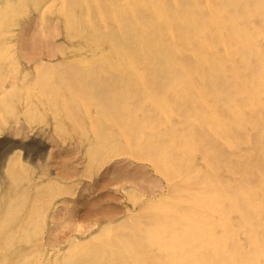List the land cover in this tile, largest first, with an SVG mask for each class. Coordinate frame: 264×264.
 Returning a JSON list of instances; mask_svg holds the SVG:
<instances>
[{
    "label": "bare ground",
    "instance_id": "6f19581e",
    "mask_svg": "<svg viewBox=\"0 0 264 264\" xmlns=\"http://www.w3.org/2000/svg\"><path fill=\"white\" fill-rule=\"evenodd\" d=\"M16 1L17 0H15V3L12 1V3L15 5ZM41 1L45 3L51 2V0ZM56 1L57 0H54L52 2L55 3ZM32 2L30 3L33 7L34 2ZM9 3L6 4L8 5ZM54 3L53 5H55ZM58 3L61 4L63 9L66 30L75 32L82 37L87 36L88 41L95 44L98 49L101 47L99 51L90 56L92 59L95 58L97 59L96 61H99V64L96 63V65L98 64L101 66L100 71L104 77H117V82L115 84H109L111 86L116 85L117 96L115 99H110V94L108 95L107 92L102 90L98 92L97 101L100 104L108 102L113 110L124 115L123 119L119 118L121 119L120 123L123 125V131L126 129H133L131 131L132 134H130L131 138L129 137L130 140H133H127L128 143L132 141L142 142V140L146 142L148 152L151 155V157L149 156L150 159L158 164L161 172L164 170L166 171L167 183L170 186L168 193L154 196L145 203H142L140 208H138L139 210L136 214L137 218L131 220V222L128 221L129 224L125 227H112L111 224L113 222L107 223L108 220H105L106 222H101L102 224L98 228V231L99 233L107 235L106 237L100 240H93L90 244L88 243L89 240L86 239L85 242H82L84 243L83 248L79 242L75 243V241H71L70 245L66 244L68 246V251L63 257L68 256V264H264V146L260 147L259 145L264 141V0H58ZM91 4L92 7L93 5L99 7L98 10L95 9L96 13H90L92 12L89 11L91 9H89ZM12 5L10 7H13ZM49 6L51 5L49 4ZM22 7L27 11L24 5ZM35 7L36 6H34L32 10H36L37 8L35 9ZM5 8L8 9V7L4 6V11ZM16 8L18 9L19 7L16 6ZM16 8H14V13ZM57 8L60 10L59 7ZM9 9L8 11L10 14V10L13 8ZM23 9L20 8V11ZM59 10L57 12H59ZM46 11L48 10H43L44 13ZM54 11L52 13H55ZM50 12L51 11H49V13ZM11 14H13V12ZM59 14L61 13L59 12ZM36 15L38 16V14ZM15 17L16 16L12 18ZM12 18L10 17V20H12ZM44 18L45 16H43V19ZM16 19H18V17H16ZM105 19L111 20L113 23L110 21L111 25H108ZM3 20L7 19L5 18ZM61 21L63 22L64 20L61 19ZM6 22H4V25ZM24 23L26 24L27 22ZM44 23H46V21ZM58 23L59 22H57V24ZM49 24L47 25L48 27L53 26H51V22ZM43 28L45 29V27ZM7 29L2 28V30H0L2 32L5 30L7 34ZM31 29L34 31V27H31ZM31 29L30 32L32 31ZM23 30L25 31L26 29ZM49 30L50 29L47 28V32L51 33ZM54 31L52 33H54ZM30 32L29 37L32 36V34L30 36ZM72 37L79 36L73 35ZM29 39L30 41L32 40V38ZM68 40L70 41V38ZM0 41H2V39ZM30 41H28L29 44L31 43ZM84 43L85 42H83V45ZM3 44H1L0 49L7 47V45L3 47ZM43 44L45 45V42ZM23 47L21 46V50ZM83 47H85V45ZM76 48H78V46H76ZM72 49L75 48L73 47ZM80 49L81 51L83 50V48ZM32 50L34 49L32 48ZM73 52L74 51H71V53ZM85 52H88V50ZM91 52L92 51H89V53ZM84 55L85 54H83V57H87ZM74 57L76 58V56ZM83 59L86 60L85 58ZM91 62L94 63V61ZM91 62L89 63L90 65ZM80 64L83 63L81 62ZM88 65L85 64L84 67ZM93 65L94 64L91 66L92 68H89L90 66L87 68L91 76L95 74L94 68L97 70V66L95 67ZM85 71L86 69L84 72ZM96 72V74L99 73L98 71ZM113 72L117 74L115 73V75ZM66 74H68V77L71 79H76L77 72L70 71L66 72ZM59 76H61V74ZM126 78H130L129 82L127 80L123 81ZM77 80H79L78 77ZM83 86L87 88L86 85ZM56 94H58V92ZM48 96L50 98L51 95ZM54 96L53 100L57 98L56 95ZM49 98L47 100H49ZM42 99L40 98L41 101ZM57 99L58 100L55 99L56 102L59 101L60 98ZM189 100L196 103V105L191 107L188 103ZM60 102L61 104L63 103L62 101H59V103ZM42 103L43 101L40 104ZM46 105L48 104H45V106ZM141 105L144 106V108L146 105L152 107V109H154L153 114L155 115L159 116V114H163L164 117L160 115L162 116L161 120L169 122L171 118L175 117L176 119H174V122L191 126H186V128L183 129L178 123L173 125V127L177 129V133L175 134H178V136L176 135V137H179L180 134L181 139L178 141L176 140L177 138L168 137L164 131V127L156 129L158 123L155 128L156 130H151L149 132L151 127L154 128V125L150 119L148 120V118H146L147 114L137 117L133 112L138 110V108L140 109ZM56 109L58 110L59 108ZM64 109H67L66 106H63V110ZM107 110L112 109L109 108ZM147 111L148 110H146L145 113ZM62 112L64 113V111ZM55 114L59 116L60 111L59 115L58 112ZM153 114L152 116L156 118ZM120 117L122 116L120 115ZM171 122L173 123V121ZM108 123L109 122H107V124ZM58 126L59 125L56 127ZM102 126L105 125L103 124ZM207 127L214 131L216 137H219V139L222 138L219 144L216 142V144L211 145L209 151H207L208 148L205 147L207 146L205 143L209 141L207 139V134L204 132ZM71 128L74 129L73 127ZM84 130L86 131V129ZM224 130L228 132H224ZM235 130L239 131L236 132ZM170 131L172 132V129ZM171 132L168 131L167 134ZM77 133L78 132H76V135ZM124 133L126 134V132ZM222 133H228L229 136L223 138ZM72 134H74V132ZM117 136L119 137L120 135L117 134ZM88 137L86 139H90V137ZM91 138L95 140L94 136ZM79 140H81L80 137ZM80 142H82V140ZM99 142L100 141H95L98 145ZM88 143H90V141ZM131 144L129 145L131 146ZM134 144L135 143L132 145ZM101 145H99V147H101ZM107 145H104V147ZM192 145H200L197 148H202L206 155L203 169L197 167L198 165L195 164L197 168L187 164L189 163L188 155L190 154L185 151H189ZM141 147L142 148L139 147L140 152L144 149L143 146ZM92 149L94 150V148ZM147 149L144 151L145 154H147ZM99 150L97 151L99 152ZM121 150L123 151V149ZM101 151L102 150H100V152ZM119 151L120 150H118V152ZM138 152L139 151H137V155L140 154ZM108 153L110 154V152ZM124 153L123 151L122 154L124 155ZM126 155H128V153H125L124 156ZM143 155L141 156L144 157ZM115 156L112 157L115 158ZM118 156L119 153L117 157ZM149 157H144V160ZM192 157L191 160H193ZM105 158L107 159V157ZM193 158L195 159V157ZM241 158L245 159V164L239 163L241 161H235V159ZM90 161L89 159L88 162ZM147 161H149V159H147ZM97 162L96 160V164L99 166L100 161L99 164ZM102 162L104 161H101V166L103 164ZM191 163L190 161V165H192ZM21 166L20 163V167ZM219 166H224L227 169L226 172L229 171L230 174H233V178L231 176H225L223 178L224 174L221 173V170L219 173L223 174L222 178L217 177L216 174ZM185 168L187 170H184ZM42 183L40 184L42 185ZM12 185L15 187L14 184ZM45 186H47L46 183ZM47 187H49V185ZM48 189L46 191H48ZM50 192L48 194H50ZM39 193H37V195ZM2 195L4 196V198L2 196L4 201L5 195L4 193ZM17 195H20L19 192ZM19 197L22 198L23 196L21 197L20 195ZM52 197L54 198V196ZM13 198H15V196L12 197V199ZM20 198L15 199L16 201H14V203L16 202V205L19 203L17 200ZM27 198L28 197H26V199ZM49 198L51 197L49 196ZM8 199H10V197L6 200L8 201ZM26 199L24 198L23 200ZM28 199L26 201H28ZM36 199L38 200L37 196ZM19 201L22 206L23 203L21 200ZM40 203H42V200ZM7 204L8 207H6V209L11 208L14 210L13 208L16 207L15 204V206L12 205L13 208L10 207L11 205L9 206V202H7L6 205ZM24 204L26 207L27 203ZM46 204L48 205V203ZM32 205L33 204H31V206ZM124 206L127 205L125 204ZM38 207L43 209L41 206ZM0 208V210H2V207ZM17 208L20 209L18 206ZM23 209H25L24 206ZM35 209L37 208L35 207ZM35 209L30 208L29 211L31 210L33 214V210L35 211ZM12 210L9 211L8 209L7 213L18 211V209ZM25 211L28 212L27 215H29V211H27V209ZM18 212H16L17 214L14 212L17 218H12V220L19 219L18 216L22 213ZM7 213L2 214L8 218ZM9 215L13 216V214ZM121 216L126 217L123 215ZM22 217H24V215ZM70 218L69 216L68 220H70ZM9 219L11 221V217H9ZM62 220L64 221V218ZM5 221L6 220H4V222ZM114 223H119V221L116 220ZM9 224L10 222L4 225V227ZM10 225L9 227H11ZM32 225L30 227H32ZM1 228L3 229V225ZM18 228H20V225ZM75 229L78 230L77 228ZM11 230L12 229H10V231ZM2 231L4 233L6 232L5 230ZM13 232L15 233V231ZM18 232L15 234L17 235ZM92 233H94V231ZM10 235L12 236V234ZM109 236L111 242H103ZM53 244L55 245V243ZM35 246L36 245L33 247ZM104 246L105 248L109 246L107 250L111 249L112 251L109 253H107V251L103 252ZM41 247L42 246H40V248ZM39 249L37 251H39ZM5 254L7 255V253ZM34 255L37 256L36 254ZM1 257H4V255ZM28 257L33 259V256ZM41 257L43 258V253ZM63 257L60 256L62 259ZM49 260L50 259H47L46 262H49ZM39 261L41 260H38V262ZM0 262H2V260ZM58 262L57 257V264L60 263ZM61 262L63 263V261ZM25 263H27V261ZM35 263H37V261H35Z\"/></svg>",
    "mask_w": 264,
    "mask_h": 264
},
{
    "label": "rangeland",
    "instance_id": "374dc122",
    "mask_svg": "<svg viewBox=\"0 0 264 264\" xmlns=\"http://www.w3.org/2000/svg\"><path fill=\"white\" fill-rule=\"evenodd\" d=\"M12 1L15 3V0H11V1L10 0H5V1L2 0V1H0V4H1V6H0L1 7L0 8V19H1L0 20V24H1L0 27H2L4 25V22L8 21L2 27L3 29L8 28L7 34H6L5 30H3V32H2L1 31L2 28H0L1 29L0 30V32H1L0 33L1 34L0 40L2 39V41H0V46L3 43H4L2 45L3 47H5L7 45L6 48L0 49V182H1V184H0V207H2V210H0V212H1L0 213V216H1V220H0V229H1V231H0V255L1 256L4 255V257H5L4 258V257L0 256V261L2 260V262H0V264H5L6 262H7L6 264H8L9 261H10L9 264H28V261H29V264L32 262L34 264H40V263L41 264H46V263L47 264H52V263L57 264V257H58V261L60 262V263L58 262L59 264H63V263L68 264V256L67 257H63V256H65V253H67V251H68L67 245L68 244L70 245L71 241H75V243L79 242L83 248L84 243H82V242H85L86 239L89 240L88 243L90 244L93 242V240H96V239L100 240L101 238L106 237L107 235H105L103 233H99L98 228L100 227V225L103 222H106L107 220H108L107 223L113 222L111 224L112 227H118V228L119 227L120 228L125 227L127 224H129V222H131V220L137 218L136 214L139 210L138 208H140L142 203H145L147 200H150L154 196H158V195L163 194V193H168L170 186L167 183L166 171L164 170L161 172L158 164L150 159L151 155L148 152L146 142H144L141 139L142 142L141 141H132L131 143L132 144L135 143L134 145H132L131 143H128V141L131 138V136H130V134H132L131 131L133 129H129V130L126 129L125 131H123V125H122V123H120V120L123 119L124 115L118 111L113 110L112 106L108 102H106L105 104H100L96 99L97 96L99 95L98 92H100L102 90H104V92H107L108 95L110 94L109 95L110 99H115V97L117 96L116 85H114V86L109 85V84H115L117 82V77H113V76H109V77L105 76L104 77V75H102V73L100 71L101 66L98 65L99 61H96L97 59H95V58L92 59V57H91L92 54H95L97 51H99V49H101V47H99V49H98L95 46V44L88 41L87 36L82 37L81 35H79L75 32H72L70 30H66V27H65L66 24L64 23L65 18L63 17L64 16L63 15V9H62L61 4L58 3V0L55 3L52 2L54 0H51V2H46V3L42 2L41 0H37L38 4L36 3V0H34V1L32 0L34 3L31 0H29L30 2L33 3V7L31 6V3L28 0L27 1L26 0H17L15 5L12 3ZM6 3H9V4L7 5ZM53 3L55 5H53ZM49 4L52 7L49 6ZM57 4H58V6H57ZM11 5L13 7H10ZM23 5L25 6V9L27 8V11L23 9V7H22ZM26 5H27V7H26ZM29 5H30V7H29ZM4 6L8 7V9H9V7H10V9L13 8L11 10L9 9L10 14H9V11L7 8H5V11H4ZM16 6L19 8L17 9ZM34 6H36L35 9L37 8V6H38V8L36 10H32V8H34ZM42 7H43V9H42ZM57 7H59L60 10ZM14 8H16L15 13H14ZM20 8L23 9L24 11L23 10L20 11ZM44 8L48 10V11H46L47 13L45 12L46 14L43 12V10L45 11ZM57 9L59 10V12L61 14H59V12H57L58 11ZM89 9H90L89 11H92L90 13H96L95 9L98 10L99 7L97 5L96 6L93 5V7H92V4H91ZM6 10H7V12H6ZM54 10H56V11H54ZM1 11H3V12H1ZM31 11H34V12H31ZM49 11H51V12L49 13ZM53 11L55 13H52ZM12 12H13V14H11ZM25 13H26V15H25ZM90 13H87V14H90ZM36 14H38V16ZM41 14L43 16H45L44 19H43V16ZM6 15H7V17H6ZM14 16L18 17V19H16V17L12 18ZM10 17L12 18V20L14 22L12 20H10ZM5 18L7 20H3ZM32 19H34V20H32ZM61 19L64 21L62 22ZM47 20H49L51 22V26L53 25L52 27L54 29L52 27L47 26L50 23ZM52 20H54V21H52ZM38 21L39 22L41 21V22L39 23ZM45 21H46V23H44ZM110 21L111 20L107 19L105 22H106V24L111 25V23H113V22L111 21V23H110ZM9 22L13 23V24H10ZM24 22H27V23L25 24ZM57 22H59V23L57 24ZM33 23H34V26H33ZM39 25H41V26H39ZM59 25H60V27H59ZM22 26H24V27H22ZM49 26H50V24H49ZM31 27H34V31L32 30L33 28L31 29ZM43 27H45L46 30ZM46 27L48 29H50L49 31H51V33L47 32ZM23 29H26V30L24 31ZM30 29L32 30L31 32H30ZM36 31H37V34H36ZM53 31H54V33H52ZM29 32H30V36L32 34L31 37H29ZM38 32H39V34H38ZM3 33H4V35H3ZM64 33H65V35H64ZM19 35H21V36H19ZM71 35L72 36L76 35L79 37H72ZM2 36H4L5 38ZM69 36H71V37H69ZM29 38H32V40L30 41ZM69 38H70V41L68 40ZM73 38H75V39H73ZM22 39H23V41H22ZM78 39H80V40H78ZM42 40H44V41H42ZM28 41H30L33 45L30 43L32 45L31 46ZM82 41L86 43V44L84 43L85 47H83L84 45H83ZM44 42H45V45L43 44ZM8 45H9V47H8ZM67 45H69V46H67ZM21 46L22 47L24 46L23 47L24 51H23V49L21 50ZM26 46H28V47H26ZM43 46H44V48H43ZM76 46H78V48H76ZM73 47L75 49H72ZM32 48L34 50H32ZM80 48H83V50H82L83 52L81 51ZM89 48H91L93 50H91ZM87 50H88V52H85ZM71 51H74V52L71 53ZM75 51H76V53H75ZM80 51H81V53H80ZM89 51H92V52L89 53ZM67 52L71 53V54H68ZM48 54H50V55H48ZM83 54H85L87 57H83ZM74 56H76L77 59ZM82 57L85 58L87 61L84 60ZM87 58L88 59L90 58L89 59L90 61ZM74 59H76L77 61ZM74 61H75V63H74ZM91 61H94V63H92ZM81 62L83 64H80ZM90 62H91V65L89 64ZM72 63L74 66L72 65ZM96 63H98V64L96 65ZM65 64H66L67 69L65 67ZM85 64L88 66L84 67ZM92 64H94L93 66H95V67L97 66V70H96V68L93 67L95 70V74L93 76L89 75V69H87L89 66H90L89 68H92L91 67ZM68 67L70 70L68 69ZM85 69H86V71L84 72ZM70 71H74L75 73L77 72L76 79H71L70 77H68V74H66V72H70ZM96 71H98L99 73L96 74L97 73ZM59 72H60L61 76H59L60 75ZM113 73L115 74L116 72H113ZM58 76H59V79H58ZM77 77L79 80H77ZM126 80L129 82L130 78H126L123 81H126ZM90 83H92V84H90ZM83 85H86L87 88H84ZM57 92H58V94H56ZM48 93H50V94H48ZM41 95H43L45 98ZM48 95H51L50 98ZM54 95H56L57 98H60L59 101H62L63 103L61 104V102L59 103V101L56 102V100H58L57 98H55L56 100L55 99L53 100V97H55ZM46 96H48V97H46ZM40 98L44 99V100L42 99V101H43L42 104H40L42 102L40 100ZM48 98H49V100H47ZM50 100H51V102H50ZM44 101H46V102H44ZM48 101L50 102V104ZM77 101H78V103H77ZM110 101H113V100H110ZM53 102H54V104H53ZM44 103L48 104V105L45 106ZM188 103L191 107L193 105H196V103H194L193 101H190V100L188 101ZM42 105H44V106H42ZM62 105L64 107L66 106L67 109L63 110ZM59 106L62 108H60ZM55 107L59 108V109L57 110ZM109 108H111L112 110H107ZM145 108H144V106L141 105L140 109L138 108V110H135L133 112L135 113V115L137 117L142 116L144 114L145 115L147 114L146 118H148V120L150 119L154 125L153 126L154 128L151 127L152 129L150 128L149 132L151 130L155 131L156 129H161L164 127L165 128L164 131L166 132V135L168 137H171V138L174 137L175 139L177 138L176 139L177 141L181 139L180 134H179V137H176V135L178 136V134H175V133H177L176 132L177 129L173 127L174 124L178 123V122H174V119H176L175 117L171 118V120H169V122L166 120L164 121V120H161L162 116L164 117L163 114H159V116H158V115L153 114L154 109H152V107L146 105ZM144 110L145 111L148 110L149 112L147 111L148 113L147 112L145 113ZM59 111H60V115L62 114L61 116L59 115ZM62 111H64V113ZM57 112H58L59 116H56L55 113H57ZM152 114L156 118H154L152 116ZM120 115L122 117H120ZM160 115H162V116H160ZM58 117H59V119H58ZM53 118H54V120H53ZM119 118H121V119H119ZM159 120H161V121H159ZM68 121H69V123H68ZM171 121H173V123ZM58 122H60V123H58ZM107 122H109V123L107 124ZM112 122H113V124H112ZM160 122H162V123H160ZM154 123H156V124H154ZM157 123H158V127L156 128ZM103 124L105 126H102ZM161 124H163V125H161ZM57 125H59L58 127H61V125H62V127H61L62 130H61V128L56 127ZM178 125H181L182 126L181 128H183V129L186 128V126H187V125L181 124V123L180 124L178 123ZM107 126H109V127H107ZM190 126L188 125L187 127H190ZM71 127H73L74 129H72ZM87 128H88V131H87ZM227 128H230V127H227ZM71 129H72V131H71ZM84 129H86L87 132ZM171 129H172V132L170 131ZM167 130L171 133L167 134V132H168ZM235 131L237 132L239 130H235ZM71 132L72 133L74 132V134H72ZM76 132H78L77 135H76ZM88 132H89V134H88ZM124 132H126V134ZM204 132L207 134V137H208L207 139L209 140L207 143H205V145H207V146H205V145L204 146L206 148H208L207 151H209V148L211 147V145L216 144V142L219 144V141L222 138L219 139V137H216L214 134V131L209 127H207ZM224 132H228V131L224 130ZM117 134L120 136L118 137ZM70 136H72V137H70ZM78 136L80 137L82 142H80L81 140H79ZM86 136L87 137L89 136L90 139H86L87 138ZM93 136L95 137V140H94V138H91ZM98 136H100V137H98ZM106 136L108 137V140H107ZM222 136H223V138H226L227 136H229V134L228 133H222ZM76 138H78V139H76ZM97 138H98V141H100L99 145L102 144L101 147H99V145L97 143H95V141L98 142ZM104 139H105V142H104ZM112 140H113V142L115 140V142L113 143ZM131 140H133V139H131ZM89 141H90V143H88ZM92 142L95 143L96 145L93 144ZM120 142H122V143H120ZM184 142H185V140H184ZM91 143L93 144L92 147H91V145H92ZM124 144H125V146H124ZM129 144H131V146ZM261 144H263V145H261ZM104 145H107V146H105L106 148L104 147ZM127 145H129V146H127ZM259 145H260V147H263L264 141H262ZM95 146H98V147H95ZM117 146H119V147H117ZM141 146H143L144 149H142L140 152V148H142ZM199 146L200 145H198V146L192 145L191 149L189 150L190 152L185 151L188 154H190V155H188L189 163H187V164L189 166L198 165L197 167H200L201 169H203V167L205 166L206 155H205L202 148L201 149L197 148ZM205 147H204V149L206 151ZM92 148H94V150ZM108 148H110V149H108ZM99 149L102 151L100 152ZM121 149H123V151L126 154L128 153L129 156L128 155L124 156L125 153L123 155L122 154L123 151ZM134 149L135 150L137 149V150L135 151ZM146 149H147V154L144 153V151ZM97 150H99V152L101 154ZM110 150H112V151H110ZM118 150H120V151L118 152ZM137 151H139L138 153H140V154L137 155ZM104 152H105V154H104ZM108 152H110V154ZM90 153H92V154H90ZM107 153L109 156L108 155L106 156ZM118 153H119V156L117 157ZM143 153H144V155H143ZM111 154H112V156H115V154H116L115 158L112 157ZM92 155H94V156H92ZM141 155H143L144 157H149V156L150 157L145 158L146 160H144V157H142ZM87 156H88V158H87ZM90 156H92V157H90ZM120 156H121V158H120ZM192 156L195 157L196 160ZM103 157L104 158L107 157V159L106 158L104 159ZM191 157L195 161L191 160ZM98 158H99V160H98ZM111 158H112V160H111ZM89 159L91 160L90 162H88ZM147 159H149V161H147ZM96 160L98 161L97 162L98 164L100 161V164H99L100 167L96 164ZM244 160H245L244 158L235 159V161H241L239 163H242V164H245ZM101 161H104V162H102L103 163L102 166H101ZM190 161L192 162L191 163L192 165H190ZM20 163L23 167L22 166L20 167ZM89 163H90V165H89ZM92 164H93V166H92ZM120 168H121V170H120ZM204 169H206V168H204ZM214 169H215V167H214ZM184 170H187V169L185 168ZM220 170H221V173L224 174V176H223V174L219 173ZM226 171H227V169L224 166H219L216 176L219 178H222V176H223V178L225 176H227V177L231 176L233 178V176H232L233 174H230L229 171L228 172H226ZM67 176H68V178H67ZM144 178H145V180H144ZM28 180H30V181H28ZM152 181H154V182H152ZM40 183H42V185ZM45 183L47 184V186L49 185V187L45 186ZM59 183H61V184H59ZM154 183H156V184H154ZM12 184H14L16 188ZM7 189H8V191H7ZM47 189H48V191H46ZM1 191H3V192H1ZM18 192L21 195V197L23 196L22 198L19 197L20 195H17ZM36 192L37 193L41 192V193H39L38 194L39 196H38ZM49 192H50V194H48ZM3 193L5 195L4 201H3L4 196L2 195ZM6 193L9 195H7ZM90 193H92V194H90ZM125 194H127V195H125ZM2 196H3V198H2ZM14 196H15V198L12 199V197H14ZM25 196L29 198V199L27 198L28 201H26L27 199ZM36 196H37L38 200L36 199ZM49 196L52 198V200H51V198H49ZM52 196H54V198ZM9 197L11 200L8 199V201H7L6 199ZM17 198H20L17 201L20 203L19 200H21V202L23 203L22 206H21V203H20V205H19V203L17 205H16V202L14 203V201H16L15 199H17ZM24 198L26 200H23ZM30 199L32 200V202ZM1 200H2V206H1ZM36 200L39 202H37ZM41 200H42V203H40ZM5 202L6 203L9 202V206L11 205L10 207H12V208H13V206L16 205V207L13 208L14 210L18 209V211H19L21 209L19 212L22 214H20L18 216L19 219H15V220L13 219L12 220V218H17L16 212H18V211H14L11 208H8L9 211L12 210L16 214L14 212L7 213L8 209H6V207H8V204L6 205ZM45 202L48 203V205ZM24 203H27L26 207H25ZM30 203L33 205L31 206ZM122 203L124 205L126 204L127 206H124ZM17 206L20 207V209L17 208ZM23 206L25 209H23ZM38 206L43 207V209L45 211ZM35 207L37 209H35ZM44 207H46V208H44ZM125 207H127V208H125ZM30 208L35 209V211L33 210V214L31 212V210L29 211ZM26 209H27V211H29V215H27L28 212L25 211ZM38 209H41V210H38ZM37 212H38V214H37ZM2 213L3 214L7 213L8 216H7V214H6V216L8 218H6L5 215L3 216ZM9 214H13V216H11ZM14 214H15V216H14ZM67 214L71 217L70 220H68L69 216ZM23 215H24V217H22ZM121 215L126 216V217H122ZM138 215H141V214H138ZM115 216H116V218H115ZM131 216L132 217L135 216V217L132 218ZM9 217H11V221H10ZM128 217L130 220L128 219ZM32 218H34V219H32ZM63 218H64V221L62 220ZM4 220H6V221L4 222ZM23 220H24V222H23ZM116 220L119 221V223H114ZM1 221L4 223H2ZM16 221H18V222H16ZM19 221H20V223H19ZM9 222L11 224V225L9 224L11 227H9V225L4 227V225L8 224ZM14 224H16V225H14ZM95 224H97V225H95ZM2 225H3V229L1 228ZM13 225H14V227H13ZM19 225H20V228H18ZM31 225H32V227H30ZM36 227H37V229H36ZM75 228H77L78 230H76ZM10 229H12V230L10 231ZM2 230H5L6 232L4 233ZM83 230H84V232H83ZM13 231H15V233L18 231L19 232L16 235ZM93 231H94V233H92ZM9 232H11V233H9ZM1 233L5 234V235H2ZM10 234H12V236ZM70 238H72V239H70ZM52 240L55 242H53ZM48 241H49V243H48ZM107 241H109L108 243L111 242L110 236L108 238H106L103 242H107ZM8 242H10L11 244ZM23 243H25V244H23ZM26 243H27V245H26ZM53 243H55V245ZM34 245H36V246L33 247ZM40 246H42V247L40 248ZM31 247H32V249H31ZM43 247L45 248L46 252L44 251ZM33 248H35V249H33ZM38 249H39V251H37ZM107 249H109V246L107 248H105V246H104L103 252L107 251V253H109L112 251L111 249L110 250H107ZM27 250H29V251H27ZM30 251H37V252H30ZM24 252H25V256H24ZM26 252H27V254H26ZM5 253H7V255ZM31 253H32V255H31ZM42 253H43V258L41 257ZM34 254H36L37 256H35ZM46 255H48V256H46ZM28 256H33V259L32 258L30 259V257H28ZM39 256H40V258H39ZM60 256L63 257V259L60 258ZM47 259H50L49 262L48 261L46 262ZM38 260H41V261L38 262ZM26 261H27V263H25ZM35 261H37V263H35ZM61 261H63V263Z\"/></svg>",
    "mask_w": 264,
    "mask_h": 264
}]
</instances>
